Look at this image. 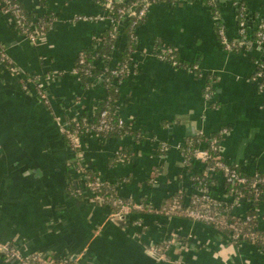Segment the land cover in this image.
<instances>
[{
	"label": "crops",
	"instance_id": "0c3cea01",
	"mask_svg": "<svg viewBox=\"0 0 264 264\" xmlns=\"http://www.w3.org/2000/svg\"><path fill=\"white\" fill-rule=\"evenodd\" d=\"M20 2L34 20L50 15L56 19L33 46L0 9V42L22 70V78L37 77L44 83L51 106L44 105L33 87L24 91L19 79L0 66V242L14 243L23 255L49 252L58 258L78 257L87 250L76 264H264V253L254 245H235L229 235L202 223L133 213L125 225L110 219L108 208L70 194L69 186L78 177L59 120L85 116L93 121L106 92L83 88L73 70L79 53L93 52L94 37H105L108 26L84 21L101 14L95 0ZM242 12L248 27L245 38L238 32ZM262 22L264 0H218L216 11L201 1L152 5L138 30L140 51L151 53L156 45H167L176 49L181 66L135 56L139 71L121 88L116 113L143 134L145 142L91 134L84 138L88 170L108 182L127 179L120 192L126 199L161 206L180 188L188 195L195 192L177 145L200 132L219 136L226 130L221 139L225 160L246 176L264 174V90L251 82L256 62L264 63V47L254 41ZM220 27L228 39L246 46L228 52L218 35ZM125 51L121 35L112 53L114 62L123 59ZM194 66L199 69L193 70ZM206 85L212 86L211 100L205 97ZM161 144L170 147L164 155H159ZM127 148L134 155L131 163L116 164L115 154ZM203 169L197 163L192 172ZM155 171L158 184L150 186ZM226 188L223 177H218L211 192L231 202ZM249 212L248 206L235 211L241 216ZM137 220L147 227L144 231L133 226ZM173 232L180 244L168 253L172 263L157 262L144 250Z\"/></svg>",
	"mask_w": 264,
	"mask_h": 264
},
{
	"label": "built area",
	"instance_id": "2783aa9c",
	"mask_svg": "<svg viewBox=\"0 0 264 264\" xmlns=\"http://www.w3.org/2000/svg\"><path fill=\"white\" fill-rule=\"evenodd\" d=\"M159 0H103L100 5L101 14L93 17L84 18V21L92 23H106L108 26L107 36L113 41L111 54L102 56L98 53L99 49L105 41V37H94L95 50L82 51L79 53L76 66L73 74L79 79L81 76H87L90 80V85L87 89L103 88L106 92L107 85L110 79L114 80L118 85L117 92L123 87L128 79L138 69L136 62V55L142 54L144 57H155L161 62L168 63L173 67H180L181 64L177 59L176 49L167 45H156L153 52L141 50L139 48L138 30L142 23L147 19L150 7ZM174 4H188L187 0H170ZM218 0H210V5L217 4ZM1 12L10 18L17 28L18 32L30 42L31 45L36 46L41 42L47 30L45 27L44 19L34 20L29 19V15L24 7L21 5L20 0H0ZM125 17H132L133 21L129 31L128 39L136 49H126L125 55H129L130 62H124L119 59L114 62L112 55L117 47V43L121 39L122 24L121 21ZM83 20V18H80ZM240 37L245 38L248 35V27L245 20V15L242 12L238 27ZM257 40L255 44L258 47H264V22L257 27ZM220 41L223 47L228 52L239 51L246 44L242 42H234L228 39L225 31L220 29L218 32ZM90 54V55H89ZM0 66L4 67L8 74L14 78L19 79L22 89L29 91L31 87L34 88L39 99L47 107L51 106V99L46 89V86L40 78H22L24 76L22 70L14 64L7 55L6 49L0 42ZM193 70H198V66L192 67ZM100 71L99 77H95L94 73ZM125 79V80H124ZM111 80V81H112ZM251 82L258 85L261 91L264 90V63L257 61L256 70L251 78ZM205 97L211 100L213 97V89L211 85L205 87ZM107 98L105 95L104 99ZM81 120V123L78 122ZM74 125L69 121H60L59 125L62 132L74 154L72 159V169L76 171L78 181L74 180L69 186V192L74 198L87 200L92 204L106 207L109 209V218L122 220L125 225H128L129 217L134 214L153 215L171 219L173 217L185 218L194 223H202L212 227L222 234L229 235L231 243L241 245L242 243H249L254 245L259 251L264 253V204L260 202L261 197H264V176L261 173H255L252 176L242 175L237 168L239 166L228 163L221 152V139L222 136L227 134L226 130L219 133V136H208L203 132L197 134L203 137L198 142V147L193 149L187 143L177 145L176 149L181 154L183 159L184 168L187 167L192 161L201 164L207 168L204 173V178L223 177L227 186L236 187L229 192L231 202H225L214 196L208 190L207 183L204 179L196 174H190L192 183H197L195 192L189 197L185 195L183 188L173 196V201L169 207L156 206L148 201H135L133 199H126L120 194L122 188L128 182L123 179L118 182H108L102 178L101 175L89 171L84 164L85 148L84 138L91 134H106L110 129L109 115L107 111L101 114L99 124L97 126L91 125L87 118L73 117L71 120ZM121 126H128L123 120L119 118ZM82 128H86V135L82 134ZM144 137L143 134L140 135ZM170 147L166 144H161L159 147V155H164L169 152ZM114 160L116 164H129L131 157L124 153V150H119ZM134 157V155H131ZM159 172L151 174L148 184L150 186L158 184ZM196 173V172H194ZM251 178V179H249ZM215 181H212V184ZM215 184V183H214ZM213 184V185H214ZM251 189L253 191V199L249 198L241 190ZM248 215L241 216L235 213L236 209L242 206H251ZM133 226L139 230L144 231L147 227L142 221L137 220ZM137 238L138 235H135ZM140 238V237H139ZM190 236L187 238L189 240ZM184 241V240H182ZM180 244V237L177 233H171L170 237L164 242L158 244H151L144 246V250L150 255L151 258L160 263H172L168 253L173 247ZM181 247V246H180ZM182 250H188L187 247H181ZM84 250L77 257L66 255L63 257H56L49 252H34L30 255H23L20 253L19 248L14 243H1L0 242V261L4 263L14 264H76V262L86 255ZM182 264V263H178Z\"/></svg>",
	"mask_w": 264,
	"mask_h": 264
},
{
	"label": "trees",
	"instance_id": "16d2710c",
	"mask_svg": "<svg viewBox=\"0 0 264 264\" xmlns=\"http://www.w3.org/2000/svg\"><path fill=\"white\" fill-rule=\"evenodd\" d=\"M96 3L98 5H100L102 3L103 0H95ZM197 1H201L203 4H208L211 9L213 11H216L217 9V4H214V5H210V0H187L188 3H193V2H197ZM162 2H169L171 3L170 0H159L158 3H162ZM172 5H175L174 3H171ZM22 5V3H21ZM29 15V14H28ZM29 19H31V16L29 15ZM56 18L53 17V16H46L44 18V23H45V27H46V30L48 31L51 26H52V23L53 21L55 20ZM132 17H125V19H123L121 21V24H122V38L123 36H125V47L126 49H136V45L132 44L130 42V40L128 39V36H129V31H130V27H131V24H132ZM146 21V20H145ZM144 21V22H145ZM143 22V23H144ZM142 23V25H143ZM141 25V26H142ZM221 29V27H220ZM257 40V32L255 31L254 32V41ZM112 46H113V41L110 40V38L106 35L105 36V41L103 42V45L101 46V48L99 49L98 53L101 54L102 56H108L109 54H111V49H112ZM90 55V54H89ZM123 60L124 62H130V58H129V55H124L123 57ZM139 70H135V73H137ZM100 71H96L94 73V76L97 78L99 77L100 75ZM110 79V82H109V85H107V89H106V95H107V98L106 99H103L102 101H99V103L97 104V106L95 107V115H94V119L91 123V125H94V126H97L99 124V121H100V118H101V114L104 112V111H107L108 112V115H109V123H110V126H111V129L106 133V134H102L103 137L105 138H109V137H112V138H120V137H126V136H131L133 139H134V142L137 143V144H140V143H144L145 142V139L143 137H141V133L138 132V131H135L133 129H131L130 127H127V126H121L119 124V117L116 113V104L119 100V91L117 92V89H118V85L116 84H113L115 83L114 80ZM125 80V79H124ZM81 84H82V87L83 88H87L91 83H90V80L88 79L87 76H81ZM127 82V81H126ZM82 118H85V116H83ZM81 118V119H82ZM71 124H73L74 122L73 121H69ZM81 123V120L78 121ZM74 125V124H73ZM85 130L86 128H82V131L81 133L86 135L85 133ZM203 137H199V136H195L193 138H190L188 139L187 141V144L189 146H191L193 149L197 148L198 147V142L200 141V139H202ZM124 153L131 157V159L133 160V152H131V150L129 148L125 149L124 150ZM116 159V156L114 157V160ZM197 164V162L195 161H192L186 168V171L187 173H190V174H196L198 175L200 178L204 179V181L207 183V188L208 190H212V187H213V183L212 184V181H215L214 177H209V178H204V173L207 172V168H204L202 171L200 172H192L193 171V167H195ZM237 170L242 174V175H245L241 168L238 167ZM262 176H264L263 173H261ZM251 179V178H249ZM194 186L196 187L197 186V183H193ZM231 189L234 191L237 190V188L235 187H231V186H227L226 190H227V196L229 194V192L231 191ZM244 194H246L249 198L253 199V191L249 188L247 190H241ZM186 196H190L188 195L187 193H185ZM174 197L178 195H173ZM173 196H171L169 199H166L162 202L161 204V207H169L171 205V202L173 201ZM260 202L262 204H264V197H261L260 199ZM253 205L249 206L250 210L253 209Z\"/></svg>",
	"mask_w": 264,
	"mask_h": 264
}]
</instances>
